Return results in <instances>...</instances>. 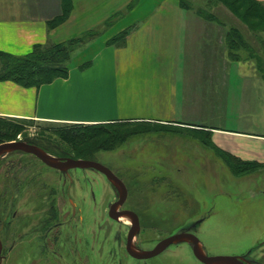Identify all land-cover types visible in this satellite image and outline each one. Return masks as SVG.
I'll list each match as a JSON object with an SVG mask.
<instances>
[{
    "label": "rangeland",
    "instance_id": "obj_1",
    "mask_svg": "<svg viewBox=\"0 0 264 264\" xmlns=\"http://www.w3.org/2000/svg\"><path fill=\"white\" fill-rule=\"evenodd\" d=\"M187 1L192 9L202 7L214 14L212 21L206 20V31L199 43L198 59L203 60L204 69L192 73L200 97L191 94L200 98L201 105L190 122L264 133V82L254 73L245 76L249 72L242 65L245 62L224 56L229 52L224 33L231 25L248 37L251 32L222 4L208 6L207 0ZM186 46L189 57L197 55ZM239 54L241 61H256L243 48ZM219 56L222 63L218 70L213 62H218ZM207 134L211 133L153 123L61 125L0 116L2 142L22 138L45 145L54 142L77 157L93 156L111 170L120 171L130 188L125 206L137 205L156 220L157 240L203 216L201 239L208 253L234 255L252 247V256L264 263V164L239 168ZM3 171L1 166V177ZM78 174L81 176V171ZM99 180L92 179L98 201L90 207L92 220L105 214L107 203L114 198L110 186H99ZM17 205L21 212L27 209L23 201ZM176 251L182 264H201L187 245H180ZM17 256L11 264L21 262ZM104 257L94 251L92 264H104ZM3 264H7L6 260Z\"/></svg>",
    "mask_w": 264,
    "mask_h": 264
},
{
    "label": "crops",
    "instance_id": "obj_2",
    "mask_svg": "<svg viewBox=\"0 0 264 264\" xmlns=\"http://www.w3.org/2000/svg\"><path fill=\"white\" fill-rule=\"evenodd\" d=\"M63 5V0H0V50L16 56L37 44L98 32L73 54L66 78L39 87L0 81V116L61 125L186 127L211 133V141L235 157L264 164V133L190 122L201 105L192 73L204 69L198 51L207 22L198 8H184L179 0H72L64 17ZM186 45L197 55L189 57ZM224 56L230 60L229 52ZM219 57L213 62L218 70ZM238 62H245V76L254 73L264 82L256 61Z\"/></svg>",
    "mask_w": 264,
    "mask_h": 264
},
{
    "label": "flooded vegetation",
    "instance_id": "obj_3",
    "mask_svg": "<svg viewBox=\"0 0 264 264\" xmlns=\"http://www.w3.org/2000/svg\"><path fill=\"white\" fill-rule=\"evenodd\" d=\"M15 141L37 146L64 164L59 168L50 166L36 154L23 150L0 157V168L4 167V175L0 176V264L4 260L11 264L17 255L19 264H29L30 260L31 264H92L94 251L105 256L104 264H182L176 256L180 245H187L192 256L204 264L194 255L193 243L189 241L172 243L150 257L135 256L129 247L146 254L160 241L179 232L194 234L202 242L200 230L205 217L157 240L154 236L156 220L145 215L137 205L125 206L130 188L120 171L112 170L125 183L127 197L123 203L115 205L120 201V193L105 174L94 168L65 165L70 159L99 162L93 156L77 157L54 142L45 145L25 138ZM96 177L101 181L99 186H110L114 198L107 203L105 214L92 220L90 207L93 202L98 203L93 189L96 183L92 182ZM20 201L27 207L24 212L17 208ZM124 211L134 212L137 223L123 216ZM203 247L206 250L204 244ZM234 255H243L250 264H264L252 256V247Z\"/></svg>",
    "mask_w": 264,
    "mask_h": 264
},
{
    "label": "trees",
    "instance_id": "obj_4",
    "mask_svg": "<svg viewBox=\"0 0 264 264\" xmlns=\"http://www.w3.org/2000/svg\"><path fill=\"white\" fill-rule=\"evenodd\" d=\"M64 1V17L72 10V0ZM208 6L219 4L227 7L251 32L245 35L241 29L231 25L226 35L229 56L234 61H241L240 49H244L249 56L256 60L257 68L264 80V2L257 0H207ZM184 8H191L187 0H179ZM216 3V4H215ZM212 6V7H213ZM199 15L206 20H213L214 14L205 8H198ZM127 32H124L125 35ZM98 32L89 30L82 36L71 38L63 42H47L37 44L33 50L24 56H16L0 50V81L12 80L22 86H36L50 83L56 78L68 76L69 63L75 50L96 37ZM118 38V37H117ZM113 39L111 42L115 41ZM125 123V122H117ZM115 124V123H109ZM81 125V124H78ZM209 133V132H207ZM211 140V134H207ZM2 143V141H0ZM228 158L236 163L239 168L245 169L261 165L259 162L242 160L226 152ZM237 167V168H238Z\"/></svg>",
    "mask_w": 264,
    "mask_h": 264
},
{
    "label": "water",
    "instance_id": "obj_5",
    "mask_svg": "<svg viewBox=\"0 0 264 264\" xmlns=\"http://www.w3.org/2000/svg\"><path fill=\"white\" fill-rule=\"evenodd\" d=\"M15 150H23L26 152L34 153L40 159L46 162L48 165L53 167L59 168L64 164L61 163L56 157L44 151L43 149L23 141H8V142L0 143V157ZM65 165H69L71 167H80V168H94L99 170L100 172L106 175L108 180L116 187V189L120 193V201L115 205H119L125 201L127 197V188L125 183L110 168H108L104 164L94 160L70 159L69 163ZM122 215L131 217L133 222L137 223V215L134 212L124 211ZM181 241H189L193 243L194 255L204 264H250L243 255H233V254L209 255L204 249L203 243L200 241V239L197 236L191 233H184V232H179L163 239L156 245V247L152 251H149L146 254H142L139 251H136L130 247L129 250L135 256L142 257V255H145L146 257H150L157 255L166 246ZM1 249L2 246L0 242V253H1Z\"/></svg>",
    "mask_w": 264,
    "mask_h": 264
}]
</instances>
